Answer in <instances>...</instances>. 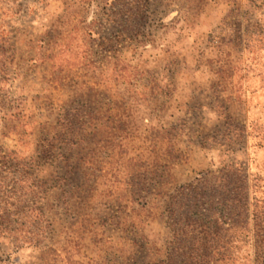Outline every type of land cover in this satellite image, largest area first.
I'll use <instances>...</instances> for the list:
<instances>
[{
	"label": "rangeland",
	"instance_id": "1",
	"mask_svg": "<svg viewBox=\"0 0 264 264\" xmlns=\"http://www.w3.org/2000/svg\"><path fill=\"white\" fill-rule=\"evenodd\" d=\"M0 264H264V0H0Z\"/></svg>",
	"mask_w": 264,
	"mask_h": 264
},
{
	"label": "trees",
	"instance_id": "2",
	"mask_svg": "<svg viewBox=\"0 0 264 264\" xmlns=\"http://www.w3.org/2000/svg\"><path fill=\"white\" fill-rule=\"evenodd\" d=\"M230 169V168H229ZM231 169H233V168H231ZM230 169V170H231ZM225 175L227 176V173H225ZM195 239V237L193 238V240ZM198 241H199V239L197 240V243H198ZM197 258H198V256H197ZM197 258H195V259H197Z\"/></svg>",
	"mask_w": 264,
	"mask_h": 264
}]
</instances>
